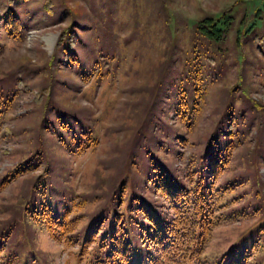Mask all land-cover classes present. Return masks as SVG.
I'll list each match as a JSON object with an SVG mask.
<instances>
[{"label":"rangeland","instance_id":"rangeland-1","mask_svg":"<svg viewBox=\"0 0 264 264\" xmlns=\"http://www.w3.org/2000/svg\"><path fill=\"white\" fill-rule=\"evenodd\" d=\"M11 1L0 0V101L7 93L1 79L13 87L9 103L0 105V178L36 153L32 170L0 188V226L15 220L12 234L17 228L19 238L9 245L16 260L30 246L34 264H84L95 251L91 243L76 257L84 236L97 225L102 232L112 208L122 207L112 200L116 177L128 172L124 188L142 196L150 211L164 212L158 189L187 182L188 163L197 169L205 139L213 135L223 145L219 129L231 125L241 140L213 179L223 221L202 257L206 264H229L230 253L238 259L248 249V264H264V0ZM10 15L19 21L20 38L7 35ZM205 17L218 25L228 20L223 41L208 43L194 32ZM64 28L60 57L49 61ZM197 74L203 88L187 129L174 107L181 91L190 101ZM86 137L95 143L80 152L76 145ZM218 141L213 148L222 150ZM39 172L44 203L75 219L70 245L51 239L41 222L17 216ZM135 238L131 259L139 264L147 243Z\"/></svg>","mask_w":264,"mask_h":264},{"label":"trees","instance_id":"trees-1","mask_svg":"<svg viewBox=\"0 0 264 264\" xmlns=\"http://www.w3.org/2000/svg\"><path fill=\"white\" fill-rule=\"evenodd\" d=\"M11 2V0H8L9 4ZM228 23V20L225 19L218 25L216 19L205 17L193 25L194 32L208 43L221 42L227 35ZM4 25L6 26L7 35L13 38H20V25L16 16H8ZM65 34L66 29L64 28L58 35V41L55 45L57 50L49 61L53 62V60L60 57L58 56L60 55L58 54V50L63 49L62 45ZM68 37L66 42L71 48L72 43ZM235 39L238 40V37ZM62 55L64 57L69 56V54ZM210 63L211 65L214 64L212 61ZM41 69L44 70L45 67L43 66ZM195 70L197 71V68ZM16 75H20L19 71L16 72ZM193 78L196 79H193L191 83L192 89L189 91L190 101L187 100L188 95L181 91L177 95V104L174 107L175 116L178 117L187 129L192 125L190 121L191 117L198 112L200 92L203 88L199 82L201 81L199 75L197 74ZM9 81L5 78L1 79L3 90L7 92L3 96L4 100L0 101V105L2 106L7 105L13 96V87L7 86ZM48 87L46 90H48ZM45 99L47 100L46 97ZM252 104L254 106L257 105V103ZM44 105L43 107L46 106ZM143 119L146 120V117ZM46 120L54 122L56 119L52 117V119L47 118ZM247 122L250 124L249 121ZM138 128L140 132L136 133L137 136L140 135L144 127L139 126ZM219 132L221 133L220 135L224 136L223 139L226 142L222 145L218 141V138L213 135L209 136L208 140L205 139V144L196 156L199 165L197 169L191 168L192 160L188 163L187 182L180 180L179 188H170L169 186H162V184L161 186L164 187L162 190V187L157 188L165 196L167 202V210H162L164 212L150 211L147 204L141 198L142 196H138L135 192L131 193L124 188L126 187L124 185L125 180L130 177L128 172L120 177H116L118 179L115 181L118 184L116 185V190H112V200L115 199V204L120 201L122 206L119 208L120 212L117 210L120 205L117 204L116 207L112 208L115 213L105 222L102 232L99 231V225H97L86 233V237L84 236L79 245L76 257L80 259L82 254L88 249L87 247L93 243L95 251L86 259L87 261L84 264H133L131 259L132 244L136 246L140 242L136 238L134 239V234H137L138 239L140 237L143 240L141 242L147 243V251L144 252L145 261H141L139 264H206L202 257V252L211 237L213 228L223 221L222 215L215 212L216 201L220 197V193H217L216 188L213 187V179H217L225 168L231 147H234L241 140L237 133L238 129L234 130L231 125L224 126V129H219ZM137 136L134 137L135 142H133V146L138 143L139 137ZM91 141L95 143L90 137H86V139L78 141L79 144L76 146L81 152ZM212 141L216 143L218 141L223 146L222 150L219 148L215 150L213 148L215 145H212ZM159 142L160 140L157 145H160ZM62 143H64L63 139ZM33 155L31 154L27 160L31 163L23 165V167L21 164L14 172L3 175L0 178V188H3L16 175L32 170L35 167V163L32 161L35 159L32 157ZM38 159L37 161H39ZM198 168L201 170L207 168L209 173L204 176L201 171H198ZM126 169L130 170L128 166ZM43 175L45 174L39 172L32 179L26 192V197L23 198L22 204L17 209V216L25 217L32 222H41L47 228L51 239L66 241L70 245L74 242L68 236V232L72 230L75 219L66 218L68 211L62 215L55 214L44 203L43 192L38 191V180L43 179ZM41 186L43 187V184ZM256 194L261 195L259 191H256ZM132 197L135 199L134 202H131ZM137 202H139V205L133 206ZM162 213L168 214L163 215ZM263 216L264 214H262V219ZM12 220L11 224L5 225V222L1 224L3 227L0 229V264H34L33 261L37 258L36 252L30 246L23 249L22 261L16 260L14 255L18 251L15 248L11 249L9 245L11 242H17L19 238L16 236L17 228L15 229V233L12 234L15 224V220ZM249 258L250 251L248 249L238 259H234L230 253L229 264H248Z\"/></svg>","mask_w":264,"mask_h":264}]
</instances>
